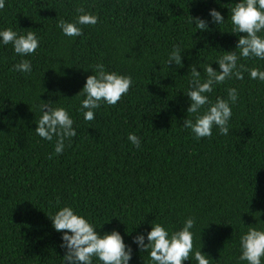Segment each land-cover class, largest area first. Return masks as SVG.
<instances>
[{
  "label": "trees",
  "instance_id": "1",
  "mask_svg": "<svg viewBox=\"0 0 264 264\" xmlns=\"http://www.w3.org/2000/svg\"><path fill=\"white\" fill-rule=\"evenodd\" d=\"M238 2L6 0L0 29L32 31L42 40L38 54L25 57L30 74L14 70L21 58L11 44L0 45V264H62L61 234L47 214L65 205L103 226L101 234H131L144 222L125 235L128 244L152 222L175 231L193 217L194 247L212 264H237L241 235L264 221V82L244 72L243 80L216 86L213 102L226 99L228 88L239 92L228 135L214 129L211 138L197 140L183 125L189 65L198 59L202 68L223 50H236L228 8ZM81 8L98 15V24L81 26L82 37L64 36L58 19L74 22ZM212 8L226 24L194 34L190 16L210 21ZM174 45L187 49L183 68L168 66ZM239 63L264 71V60ZM96 64L130 75L133 86L116 106L102 104L89 122L79 111L84 97L75 96ZM40 96L65 107L75 121L78 134L60 155L55 140L34 131ZM129 134L141 139L140 148ZM132 247L131 264H144L148 254Z\"/></svg>",
  "mask_w": 264,
  "mask_h": 264
},
{
  "label": "clouds",
  "instance_id": "2",
  "mask_svg": "<svg viewBox=\"0 0 264 264\" xmlns=\"http://www.w3.org/2000/svg\"><path fill=\"white\" fill-rule=\"evenodd\" d=\"M216 3L219 4L220 0H216ZM5 6L6 0H0V10ZM228 9L231 13V31L228 33L238 36L236 50H223L224 55L217 56L213 62L206 63L202 68L198 66L197 59L195 63L189 65L187 73L190 77L189 87L184 94L188 98L189 107L183 127L190 129L197 140L211 138L214 129H218L221 135L229 134L233 116L232 106L238 102L239 92L234 87L228 88L226 99L218 97L213 102L210 97L217 85H223L233 78L243 80L244 72H248L250 79L264 82V71L255 67L248 69L239 63L241 58L264 60V0H239L235 7ZM77 11L82 14L78 15L74 22L58 19L56 27L66 37H82L81 26H95L99 22L98 15L84 13L82 8ZM208 16L211 18L210 21L190 16L188 23L194 25V34L198 31H212L210 25L220 29V26L228 21L216 8L210 9ZM241 33L244 35H240ZM41 40L42 38L32 31L25 35L12 28L0 29V45L11 44L15 55L21 58L14 66L17 72L26 74L32 72V62L25 57L38 54ZM186 50L180 45H174L168 56V66L175 63L183 68V54ZM213 64H217L218 69H214ZM91 72L93 75L87 77L82 91L75 96L84 97L80 101L79 111L83 114L84 120L89 122L95 120L96 110L102 104L116 106L133 86L130 75L107 71L103 64L94 65ZM38 99L41 100V96ZM53 104L51 101L38 104L42 115L36 122L37 127L34 131L43 140L49 142L55 140L54 154L60 155L65 150V141H70L78 133L70 112L65 107H53ZM128 140L140 148L141 139L136 134H129ZM47 216L53 229L61 234L60 248L64 249L65 253L62 256V264L95 262L131 264L134 251L132 244H135L142 253L148 254L147 260L142 257L144 264H185L189 260H194L196 264H212L213 261L199 246L194 247L193 229L196 227V220L193 217H188L183 226L175 231L165 224L152 222L150 231L146 234H136L132 238V244H128L125 235H131L144 222L138 224L131 234L128 230L125 235L118 230L101 234L98 229H102L103 226L98 228L96 222L71 205L59 207L57 211ZM261 222L264 221H259L257 227L249 226L241 235L237 264H264V227L259 226Z\"/></svg>",
  "mask_w": 264,
  "mask_h": 264
}]
</instances>
